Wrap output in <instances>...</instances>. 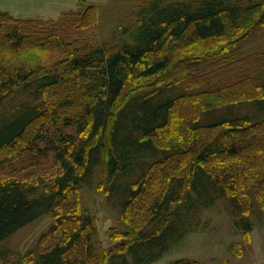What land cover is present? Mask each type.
<instances>
[{"label": "rangeland", "instance_id": "374dc122", "mask_svg": "<svg viewBox=\"0 0 264 264\" xmlns=\"http://www.w3.org/2000/svg\"><path fill=\"white\" fill-rule=\"evenodd\" d=\"M148 1L0 0V21L15 27L8 14L20 19L60 20L82 6L92 5L88 21L83 23V35L93 48L109 51L141 43L142 23L150 13ZM68 29L70 34L55 32L45 38L43 30L24 27V41L16 42L8 29L0 25V126L30 107L40 110V117L25 135L0 153V182L21 183L30 199L58 190L66 169L61 167L56 154L67 153L65 157L72 163L69 155L75 145L70 141L80 144V138L87 137L91 143L87 109L96 101L99 77L95 67L78 70L70 64L73 50H80L75 48L82 39L73 28ZM225 45H230V55L224 57L222 52L219 57L213 56L215 61L186 71L187 84L183 87L189 97L179 98L169 124L154 137L158 148L178 153L164 157L143 183L133 184L134 189L140 183L144 187L130 207L123 209L119 197L108 191L114 176L109 174L106 162L87 177L77 167V181L66 175L68 186L62 201L57 191L50 212L0 242V264H42L44 254L52 246L66 245L79 229H83V237L68 249L67 256L83 264H111L112 260L117 263L122 258L126 264H264V123L248 125L245 138L237 140L241 143L237 154L212 155L205 162L196 152H203L204 146L213 142H222L230 132L195 129L192 124L199 119L207 101L210 105L239 109L243 115H264V110L255 109L252 104L261 91L247 84L236 86L234 82L239 73L236 58L260 56L264 51V34L244 42L242 50L227 39H213L193 45L179 43L154 56H168L172 68H177L187 57L207 55ZM55 73L60 81L46 86V78ZM165 77L176 78L171 72ZM159 80H129L121 101L149 91ZM53 147L58 149L57 153ZM198 160L216 178L233 183L235 188L213 205L186 212L185 220H176V212L183 214L187 208L182 203L160 215L152 213L168 181L185 174L186 168ZM171 221L180 231L164 253L151 260L140 253L137 260L129 252L121 255L131 244L159 234Z\"/></svg>", "mask_w": 264, "mask_h": 264}, {"label": "trees", "instance_id": "16d2710c", "mask_svg": "<svg viewBox=\"0 0 264 264\" xmlns=\"http://www.w3.org/2000/svg\"><path fill=\"white\" fill-rule=\"evenodd\" d=\"M147 4L150 13L142 23L141 43L135 46L124 45L109 51L93 48L83 35V23H87L89 11L94 8L92 5L82 6L83 8L66 14L60 20L20 19L7 13L11 24L16 23L15 27L0 21V25L8 29L11 38L16 42L24 41V27L43 30L45 38H50L55 32L59 35L70 34L68 28L71 27L78 32L76 36L82 40L79 47L75 48L80 50H73L71 58L74 59H70V64L78 70L94 67L97 69L98 95L96 101L87 109L86 118L91 143H88L87 137H81L80 144L78 141H70L75 145L69 155L72 163L66 159L67 153L56 154L57 161L66 169L64 178L59 180L60 186L57 190L60 201L66 197V175L77 181L75 168L83 169V175L87 177L102 162H106L109 174L114 176L108 191L119 197L123 209L130 207L141 195L144 187L141 183L149 177L150 170L157 169L159 163L165 160L164 157L178 153L158 148L154 137L161 128L169 124L171 112L179 98L189 97L183 87L184 83L187 84L186 71L215 61L213 56L219 57L222 52L224 57L230 55L231 49L228 47L230 45H225L207 55L187 57L181 60V66L177 68L176 65L172 68L173 62L168 56L162 55L158 58L154 55L162 54L169 48L173 49L179 43L193 45L213 39H227L228 43L242 50L244 42L264 34V0H149ZM236 60L234 63L238 64L239 72L234 80L236 86L247 84L257 87L261 93L252 104L255 109L264 110V51L253 59L246 60L244 57ZM169 72L176 78H166ZM148 78L160 79L158 85L124 102L121 101L129 80ZM46 81V86L54 85L60 81V77L55 73L48 76ZM162 81L164 84L161 85ZM179 90L181 91L178 92ZM205 104L199 119L192 123L195 129L229 131L227 137L232 139L228 140L225 135L222 142H213L204 146L203 152H196L197 156H202L201 160L204 162L212 155L228 152L237 154L241 145L237 140L245 138L248 125L264 123L263 114L248 116L233 107L210 105L209 101ZM39 117L40 110L33 106L0 126V153L14 146ZM53 150L57 153L58 149L53 147ZM202 161H195L186 168L185 174L172 177L168 181L165 191L154 203L152 213L157 216L182 203L187 207L184 213L176 212V220L181 221L185 220L186 216H183L186 212L213 205L217 200L227 197L235 188L233 183H223L208 171ZM139 181L142 182L134 189L133 184ZM57 191L30 199L21 183L0 182V242L44 213L50 212L54 207L52 201ZM185 191L188 192L183 196ZM82 230L75 231L66 245L52 246L44 254L42 264H83L77 260L72 261V258L67 256L68 249L83 237ZM179 231V226L171 221L159 234L148 235L146 240L131 244L121 255L129 252L137 260V253H140V256L151 260L168 249ZM126 263L125 258L117 263H114V260L111 262Z\"/></svg>", "mask_w": 264, "mask_h": 264}]
</instances>
